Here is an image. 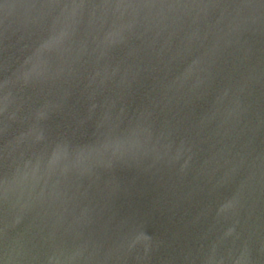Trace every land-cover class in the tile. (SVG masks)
<instances>
[{
  "label": "water",
  "instance_id": "95a60500",
  "mask_svg": "<svg viewBox=\"0 0 264 264\" xmlns=\"http://www.w3.org/2000/svg\"><path fill=\"white\" fill-rule=\"evenodd\" d=\"M0 264H264V0H0Z\"/></svg>",
  "mask_w": 264,
  "mask_h": 264
}]
</instances>
